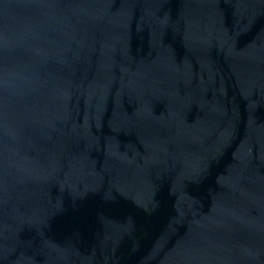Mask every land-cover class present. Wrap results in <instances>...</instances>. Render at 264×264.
<instances>
[{
    "label": "water",
    "instance_id": "95a60500",
    "mask_svg": "<svg viewBox=\"0 0 264 264\" xmlns=\"http://www.w3.org/2000/svg\"><path fill=\"white\" fill-rule=\"evenodd\" d=\"M0 264H264V0H0Z\"/></svg>",
    "mask_w": 264,
    "mask_h": 264
}]
</instances>
